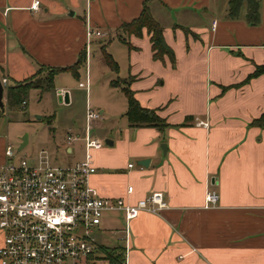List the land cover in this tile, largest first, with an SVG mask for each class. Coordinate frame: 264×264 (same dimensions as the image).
Segmentation results:
<instances>
[{"label":"crops","instance_id":"0c3cea01","mask_svg":"<svg viewBox=\"0 0 264 264\" xmlns=\"http://www.w3.org/2000/svg\"><path fill=\"white\" fill-rule=\"evenodd\" d=\"M32 1L0 0V78L7 85L35 76L39 66H71L81 54L86 62L88 51L102 52L120 35L123 78H131L139 104L166 124L132 126L124 96L119 130L106 138L112 143L90 149L96 171L88 182L100 196L134 203L158 191L168 207L133 217L128 242L122 214L105 212L94 230L98 249L80 264H264V122L253 123L264 113V72L243 82L264 65V0L256 25L244 20V5L229 18L228 0H151L173 64L166 55L152 57L144 28L139 36L119 30L138 16L143 0H39L37 9ZM88 28L102 35L89 37ZM64 73L71 72L56 73L48 90L30 89L57 95L64 88L53 81ZM2 116L0 162L5 146L22 136ZM67 134L76 136L63 139L71 165L84 159L85 149L81 135ZM141 159H148L145 166L136 163ZM211 189L217 202L206 208Z\"/></svg>","mask_w":264,"mask_h":264},{"label":"built area","instance_id":"2783aa9c","mask_svg":"<svg viewBox=\"0 0 264 264\" xmlns=\"http://www.w3.org/2000/svg\"><path fill=\"white\" fill-rule=\"evenodd\" d=\"M38 2L33 0L30 7L37 9ZM101 35L99 30L87 29L89 37ZM0 81L6 88V77ZM78 85L88 89V76ZM65 92L59 89L56 94L62 98ZM99 116L98 111L87 107L81 137L84 159L71 165H53L44 149L34 156L16 157L13 146H5L0 162V264H80L98 249L94 230L105 212L122 214L128 242V222L133 217L140 211L159 213L168 207L158 191L128 203L120 197H102L89 184V175L96 171L90 149L102 146L91 137L89 123ZM75 138L66 135L68 142ZM131 189L127 187L128 192ZM216 202L217 193L206 191L204 207H213Z\"/></svg>","mask_w":264,"mask_h":264},{"label":"rangeland","instance_id":"374dc122","mask_svg":"<svg viewBox=\"0 0 264 264\" xmlns=\"http://www.w3.org/2000/svg\"><path fill=\"white\" fill-rule=\"evenodd\" d=\"M119 39L114 36L112 47L106 48V52L118 65L116 72L105 63L100 47H97L91 52L88 51L86 62L79 66L77 76L64 73L54 79V88L62 86L70 91V100L67 104L59 102L52 89L42 94L36 89H30L24 97L25 105L22 103L10 105L3 100L0 115H3L4 122L8 120L14 131L19 133L18 136L26 134L29 138L27 145L15 154L16 157H30L42 147L47 151L53 165H66L71 157L65 152L63 139L69 130L73 134L83 136L87 107L93 111L103 109L99 118L89 123L92 138H96L102 146H106L104 140L111 139L117 134L121 123L122 102L124 104L125 99L119 86L113 85V81L117 84L122 83L120 79L125 74L122 62L125 53L124 44L119 42ZM85 70L88 74V89L78 85L85 80ZM45 73V70H41L34 79H39L44 85L42 78ZM16 143L18 139L14 138L12 140L14 149Z\"/></svg>","mask_w":264,"mask_h":264},{"label":"trees","instance_id":"16d2710c","mask_svg":"<svg viewBox=\"0 0 264 264\" xmlns=\"http://www.w3.org/2000/svg\"><path fill=\"white\" fill-rule=\"evenodd\" d=\"M151 0H143L142 8L138 16L130 20L129 22H123L119 26V30H121L126 35H141L142 29L144 28L149 35L150 46L152 50V57L154 59L162 60L163 56H167L170 62L173 64L174 62V53L173 50L167 45L163 38L162 27L158 23L157 20L153 18L150 13L148 3ZM245 6V11L243 18L249 25H256L259 23V1L258 0H228L227 2V16L229 18H237L240 14V9L242 6ZM122 41L125 42L124 38L120 37ZM127 46H129L128 42H126ZM101 53L104 58L105 63L114 71L118 70L117 63L113 60L112 56L106 52L105 44L101 46ZM85 61V55L81 54L77 61L67 67H45L39 66L37 69L35 76H32L28 79H25L20 82H15L12 84H8L6 86V98L7 103L12 104H20L25 99L28 90L30 88H39L40 91L48 90L52 87V79L53 76L60 71H70L74 76L78 75L79 66ZM41 70H45L42 80L45 82L44 85L41 84L40 80H35L36 74H39ZM264 72V65H256L255 69L247 75L243 82L248 81L250 78L255 77ZM130 77L122 78V83L117 84L116 81H113V85L119 86L121 91L123 92L126 98V109L124 115L132 126H154L158 129L162 128L165 124L164 120L159 117L154 109L143 107L139 104V102L135 99L132 90L129 87ZM256 121L264 122V113L258 118L253 120V123ZM111 253V252H110ZM109 253V254H110ZM115 259L121 261L120 254L115 256Z\"/></svg>","mask_w":264,"mask_h":264},{"label":"water","instance_id":"95a60500","mask_svg":"<svg viewBox=\"0 0 264 264\" xmlns=\"http://www.w3.org/2000/svg\"><path fill=\"white\" fill-rule=\"evenodd\" d=\"M59 101H62L64 103H68V96H67V92L64 93L63 97L61 98L59 96ZM3 107V86L1 84V81H0V108ZM19 143L16 147V152H19L26 144H27V135L24 134L22 135L20 138H19ZM105 144H108L110 145L112 142L111 140H108V139H105L104 140ZM162 148L165 149V145L162 144ZM148 162V159H141V160H138L136 163L138 165H142V166H145Z\"/></svg>","mask_w":264,"mask_h":264}]
</instances>
